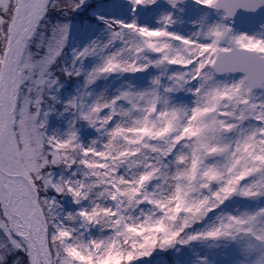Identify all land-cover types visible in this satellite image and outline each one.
I'll list each match as a JSON object with an SVG mask.
<instances>
[{
	"label": "snow or ice",
	"instance_id": "1",
	"mask_svg": "<svg viewBox=\"0 0 264 264\" xmlns=\"http://www.w3.org/2000/svg\"><path fill=\"white\" fill-rule=\"evenodd\" d=\"M0 264H264V0H0Z\"/></svg>",
	"mask_w": 264,
	"mask_h": 264
}]
</instances>
